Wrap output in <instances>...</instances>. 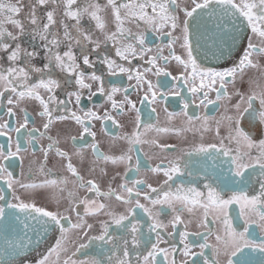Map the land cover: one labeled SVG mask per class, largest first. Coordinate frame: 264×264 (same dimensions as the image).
<instances>
[{
  "label": "snow or ice",
  "instance_id": "obj_1",
  "mask_svg": "<svg viewBox=\"0 0 264 264\" xmlns=\"http://www.w3.org/2000/svg\"><path fill=\"white\" fill-rule=\"evenodd\" d=\"M41 8L45 11L40 12ZM109 12L115 26L110 33ZM85 16L95 22V29L103 35V43H113L115 57L129 64L130 57L138 55L144 60L145 54L153 52L145 35L148 30L156 33L157 38L167 36L168 41L164 46H156L155 54L148 56L147 67L142 71L139 67H125L124 63L98 51L102 41L94 39L93 29L81 27ZM141 23L143 31L133 32L125 26L133 24L139 29ZM174 32L179 34L173 35ZM177 43L180 54L174 47ZM61 45L65 48L63 52L59 50ZM163 47L168 49L167 56L162 54ZM76 48L80 50L79 55L74 51ZM254 54L264 56V0H190V3L181 0H106L103 5L95 0H85L83 7L79 6L78 0H27V3L25 0H0V97L8 94L6 114L9 117L16 115L15 108L24 114L23 123L18 128H11L7 120L0 123V135L8 136V131L19 133L28 125L30 117L26 109L20 107L25 101L38 102L36 115L43 120V132L29 129L28 145L33 149L37 139L33 133L39 132L45 137L54 122L74 121L82 128L80 146L75 147L70 155L56 147L59 143L56 138L47 135L50 143L41 149L44 160L47 161L49 152L55 150V155L62 161L61 166L75 177L73 183L77 188L86 187L90 193L107 200L80 199L69 192L67 207L63 206L61 198L55 196V208L38 204L36 197L41 190L58 189L68 181L45 178L40 182H25L21 153L27 149H22L17 138L13 151L12 137L8 136L7 151L0 146V184L3 185L0 186V236L15 234L18 238L16 242L8 241L12 257L10 264H30L31 252H37L40 257L34 260V264H50L53 255L57 257L56 264L61 256L64 257L63 264H264V85L258 83L257 77H248L245 81L247 70L261 69L259 62L253 59ZM92 56L95 59L90 58ZM37 58L42 60L39 65L35 63ZM170 61H175L181 68L176 75L162 66ZM97 63L105 67L100 74L95 69ZM148 73L156 77L170 76L171 81L154 85L146 78ZM58 74L63 82L57 78ZM121 74L129 81L134 80L135 84L122 87L109 80L106 86L105 76L119 78ZM33 77H37L35 82H32ZM171 82H180L181 87H187L194 98L193 104L195 99H199L205 108L225 104V114L214 119L217 142L177 149L175 145L159 144L154 138H145L153 131L159 133L172 129L142 121L140 109L128 97L133 88L144 92L141 103L155 104L166 101L169 96L177 97L181 111L170 112L165 107L167 119L182 117L189 125L203 121L207 130L209 116L189 114L190 101L177 89V84L172 83L171 90H165ZM244 84L248 85L246 89ZM229 86L232 92H229ZM84 89L88 90L89 101L99 93L111 101L113 109L119 108L123 112L127 106L129 112H135L130 131L112 138L110 151L113 154L100 150L95 142L96 134L69 107L74 99L77 109L83 111ZM57 90L65 94L66 99H59ZM42 92L46 93V98ZM117 93L123 94L120 104L113 99ZM210 93H215V100L209 99ZM152 112L155 113L156 109L152 108ZM84 115L89 120H110L117 124L107 112L100 117L88 109ZM225 121L226 136L221 135V125ZM85 134L93 137L91 144L83 141ZM71 140L75 145L77 137L72 136ZM142 145H150L161 153L179 152L147 168L152 174L162 173L166 177L162 184L169 188L168 191L153 187L146 180L128 179L130 172L141 171ZM89 148L96 158L87 161L89 172H94L101 160L106 164L124 165L123 174L117 172L112 178L115 180L118 176L120 179L115 187L109 184L106 191H101L95 179L85 180L74 165L73 157L78 158L81 167L85 165L86 149ZM116 152L119 154H114ZM133 154H136L135 164L132 163ZM17 159L22 167L20 177L10 170ZM39 171L45 176L51 172H44L43 163ZM185 173L193 179L184 181ZM173 178L181 180L175 192L169 184V181L174 182ZM201 178L206 192L197 186ZM142 187L147 191H141ZM158 192H162V196L154 198L152 194ZM157 205H167L173 212L168 222L172 227V231L166 233L168 237L173 236L178 225H185L187 229L181 216L183 211L193 214L201 209L204 217L201 226L207 229L203 242L198 245L195 241L189 243L190 233L184 230L179 232L182 248L175 243L168 248L161 247L162 243H168L162 234L168 225L159 219ZM233 205L239 209L236 216L230 215ZM138 209L143 216L138 215ZM101 214L107 218L94 219L92 223L85 220V217L95 218ZM241 220L242 224L239 223ZM96 223L99 224V234L89 235ZM210 223L218 225L215 232L209 227ZM145 224L147 231L144 230ZM252 226L259 229L258 238L250 230ZM57 232L59 235L55 236ZM73 234L77 235V240L72 239ZM193 235L199 237L201 233ZM213 235L214 242L210 244L208 240ZM53 236L55 243L41 255L37 250L42 242L47 244ZM80 240L84 242L80 243ZM197 246L199 252L193 251ZM209 248L210 256L205 252ZM82 249L91 254L85 253L83 259H75ZM177 252L183 255L179 262L175 258ZM161 256L163 260L158 259ZM16 257L20 260L17 261Z\"/></svg>",
  "mask_w": 264,
  "mask_h": 264
},
{
  "label": "flooded vegetation",
  "instance_id": "obj_2",
  "mask_svg": "<svg viewBox=\"0 0 264 264\" xmlns=\"http://www.w3.org/2000/svg\"><path fill=\"white\" fill-rule=\"evenodd\" d=\"M95 2L100 4H105L106 0H95ZM121 2H124V0H121ZM182 3H190V0H181ZM25 3H27V0H25ZM78 4L80 7L85 6V0H78ZM45 11V9L41 8L40 12ZM108 20V31L109 33L111 31L115 30L114 24L111 23V15L110 12L107 16ZM126 27L131 28L133 32L137 31H143L144 25L141 23V27L137 29V27L133 24H126ZM10 30L11 26H8ZM81 27L85 29H93V36L94 39H99L102 41L101 48L98 50L101 53H106L112 58L116 59L118 63H124L125 67L131 66L133 69L140 68L142 69L144 67H147L146 60L148 56L154 55L156 46L161 45L164 46L167 44L168 38L167 36H162L157 38V34L153 33L151 30H148L145 35L149 42V46L153 48V52L145 54L144 60H141L140 57L137 55L135 57H130L131 63H127L124 61H120L119 58L115 57V48L111 41H108L106 44L103 43V35L99 32V30L95 29V22L90 21L89 17L85 16L81 21ZM165 32L168 30L165 29ZM178 32H174L173 35H178ZM62 35V31H61ZM256 42V41H254ZM246 43V41H245ZM177 54H180V47L179 43H177L175 46ZM61 52L65 50L64 46L61 45V48L59 49ZM77 55H79V48L74 49ZM163 55L167 56L168 49L167 47H163ZM42 55V52H41ZM92 59H95V56L90 57ZM253 59L258 61L261 65V69H249L247 70V74L245 76V81H247L248 77H257V81L259 84L264 85V77H261V73H264V56H256L254 54ZM36 64H41L42 60L40 58H37L35 61ZM82 63V62H81ZM83 66V65H82ZM163 67H167L169 72L172 73V75H176L181 68L176 64L175 61H170L167 65H162ZM215 66V65H212ZM95 69L97 71V74H100L101 72L105 71V67L100 64L95 65ZM86 71H91L90 69L85 68ZM37 77H33L32 82H35V79ZM57 78H61V76L58 74ZM147 79H151L153 84L156 85L159 82L162 81H171V77H156L152 75L151 73L146 74ZM106 80V86L107 81L111 80L113 82L119 83L122 87L127 86L129 83L135 84V81H129L126 75H120L119 78L117 77H108L105 76ZM61 82H63L61 78ZM89 81H86V83ZM172 83L177 84V89L182 92V94L188 98L190 101L189 104V114H195V115H208L210 118V122L207 125V130H205V127L203 126V121L200 122H194L193 124L189 125L185 123L184 118L177 117L169 121L167 119V113L164 111L165 107H167L168 111L170 112H180L181 111V105L179 103V100L177 97L169 96L166 101L161 100L158 103L150 104L149 101H144L143 103L140 102V97L144 95L143 91H137L135 88L131 89L128 92V97L130 100L134 101L136 104V107L140 109L141 119L144 123L153 124L160 128H171V131L168 132H151L149 133L145 138L146 139H156L157 143L164 144V145H175L177 149L190 147L194 144H200V143H214L217 142L216 138V125L214 122L215 118L221 117V115L225 114V104L224 103H217L214 105H208L207 108H205L203 105L200 104L199 99H195V103H191V101L194 99L190 93L187 91V87H181L180 82H171L168 83L166 91L171 90ZM238 87H240L239 84H237ZM95 85H93V91H95ZM146 87V85H145ZM248 87L247 84L243 85V88L246 89ZM69 90H73L72 88H69ZM243 90V89H242ZM233 89L231 86H229V92H232ZM257 91H259V88H257ZM82 100H81V108L83 111H80L77 109L75 105V101L73 99V103L69 105V107L76 111L78 115L81 116V118L85 121V124L90 128L92 132H94L95 135V142L98 144L100 150L102 152H105L106 154H113L110 151V147L113 144L112 138L114 136H120L125 132L130 131L131 124L130 121L134 119L135 112H129L127 106L124 107V111L121 112L119 108L113 109L111 101H107L105 97L101 96L99 93H97L96 96L92 98L91 101L88 100V90L84 89L82 90ZM10 94V93H9ZM57 97L59 99H66V95L63 94L60 90H57ZM42 95L46 98V93L42 92ZM7 99L8 94L0 97V123H3L5 120L10 121V127L11 128H18L21 123H23V116L24 114L19 111V108H15L14 111L16 115L9 117L7 112ZM113 99L117 102V104H120V102L123 100V94L117 93L113 96ZM209 99L215 100V93L209 94ZM256 105L258 107V101H256ZM20 107L26 109L30 119L29 123L26 127L21 128L20 132L17 133L15 131H8V136L12 137V146L13 151H15V145L17 142V138H19V141L21 143L22 149H27V151H22L21 156L23 157V172L24 176L22 177L25 182L35 181L40 182L47 179H66L68 183L59 185L58 189H48L47 191H40V194L36 197V202L40 205H46L49 208H55V200L53 197H59L63 201V206L67 207V201L69 199L68 193L73 192L76 197H79L80 199H95L98 202H107L106 198L104 197H97L95 193H90L88 191V188H77L73 181L75 180V177H73L70 173L64 169L61 164L62 161L59 157L55 155V150H52L49 152L47 161L44 160L43 152L41 151L42 148H47L50 141L46 138L47 135H51L54 138H56L59 143L56 145V147L68 151L71 155L75 151V147H79L82 143V140L79 136V133L82 131V128L80 125L75 124L74 121L72 122H54L53 127L46 133L45 137H41L39 132L33 133L36 136V141H34V149L33 147H30L28 145V137L30 135L29 129H39L40 132H43L44 129L42 127L43 120L42 118L38 117L36 115V111L39 108L38 102L36 101H25L21 103ZM152 108L156 109V112H152ZM92 109V111L96 112L97 116L103 117L105 112H107L109 115L113 117L114 120L117 121V124H113L110 120H99V119H91L89 120L87 117H85L84 113L88 110ZM245 126H247V118L245 119ZM7 131V130H5ZM59 133V135H58ZM221 135H227V121L224 122V124L221 125ZM8 136L0 135V146H3L5 151H7L8 147ZM76 136L77 141L75 145L73 144L71 137ZM83 141H86L88 144H91L93 142V137L85 134L83 137ZM143 149V152L141 154L140 158V168L141 171L139 173H129L128 179H142L146 180L147 183L152 184L153 187L156 188H162L163 191H168L169 188L164 186L162 182L166 179V177L163 176L162 173L159 174H152L147 171V168L149 166H155L157 163H159L161 160H165V157L170 155H178L179 152H164L161 153L159 149L153 150L150 145H142L140 146ZM233 148L236 147V145H232ZM87 152V158L85 165L81 167L78 158L73 157V163L77 166L78 170L80 171L81 175L87 179H95L97 183L100 186L101 191H106L108 188V185L111 184L113 187H115L117 184L120 183V179L117 176L115 180L112 178L116 176V173L119 172L120 174H123V168L124 165H112L111 163H105L103 160L99 161L98 166L96 167L94 172H89L87 170L88 164L87 161H95V156L92 154L91 149H86ZM114 154H119L118 152ZM146 154V155H145ZM135 157L136 154H133V161L132 163L135 164ZM148 157H151V159H148ZM166 162V161H165ZM6 164L8 162H5ZM43 163L44 172L48 173L49 170H51L50 174L45 176L44 173H41L39 171L41 164ZM227 167V165H225ZM29 168L32 169L31 172H29ZM14 172V174L18 177L21 176L22 167L20 164V161L17 159L14 167L10 169ZM193 179L192 177H188L185 173L183 180L188 181ZM173 181H169V184L171 185L172 192H175V189L178 184L181 183V180H176L173 178ZM204 180L201 178L197 181V186L202 191H207L203 188ZM0 186H3L0 184ZM131 186V185H130ZM259 185H256V188H258ZM59 189H63L61 192ZM141 191H147L146 187H142ZM162 192L154 193L152 194L155 198L156 196H162ZM254 194V193H250ZM11 198V197H9ZM114 199V198H113ZM141 202L145 203V201L141 198ZM179 207V206H178ZM232 208L233 211L230 212V215L236 216L238 214V206L233 205ZM120 210V209H117ZM156 211L160 212L159 219L167 226V228L162 232V234L165 236V239L168 241V243H162L161 247L168 248L172 243H175L177 247H183V245L180 243V236L179 232L187 230L190 235L188 237V242L191 243L193 241L196 242V245H198L200 242H203L204 239V233L207 231V229L203 228L201 226V221L204 219L202 210L197 209L193 214H189L186 210L181 213L182 219L184 220L185 224L187 225V229H185V225H178L177 230L173 233L172 237H168L166 235L167 232L172 231L171 225L168 223L172 217L173 212L171 208H169L167 205H157ZM81 213H83V208L81 207ZM138 215L143 216V212L141 210H137ZM104 215H100L99 217H85V220L88 223H92L93 220H99V219H106ZM75 215L73 214V222H75ZM209 221H211L212 217H208ZM239 223H243V221H239ZM67 226V225H66ZM209 227L212 229L213 232L217 229V224H209ZM144 230L147 231V224L144 225ZM250 230H253L255 232L256 237L258 238L260 235V231L258 228H255V226H252ZM201 233L199 237L196 235H193L194 233ZM99 234V224L96 223L95 228L93 231L89 232V235H97ZM59 233L57 232L55 236H58ZM55 236L51 237L47 244H43L42 246L37 250L41 255L47 253V248L50 247L52 244L55 243ZM17 236L15 234H9L6 237L0 236V264H10V261L12 260V257L10 256V248L8 241L16 242ZM73 240H77L78 237L76 234L72 235ZM153 239L155 237L153 236ZM80 243H83V240L79 241ZM208 242L211 244L214 242V235L209 237ZM71 247V245H69ZM73 251H75V248H72ZM193 251L199 252V248L194 247ZM205 252L207 255H211V249H205ZM88 253L87 249H82L81 252L77 253L74 257L75 259H83L84 254ZM91 254V253H88ZM40 258L37 255V252H31V255L29 257L30 264H34V260ZM171 258V257H170ZM176 260L179 262L183 259V255L180 252H177L175 254ZM64 257H59V264H63ZM159 260H163V257H158ZM16 260L19 261L20 257H16ZM57 257L52 256L50 258V264H56Z\"/></svg>",
  "mask_w": 264,
  "mask_h": 264
}]
</instances>
